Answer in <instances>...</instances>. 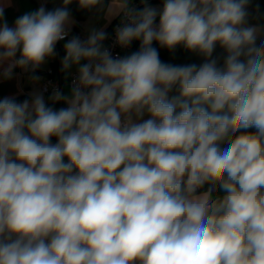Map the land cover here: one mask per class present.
<instances>
[{
	"label": "clouds",
	"instance_id": "1",
	"mask_svg": "<svg viewBox=\"0 0 264 264\" xmlns=\"http://www.w3.org/2000/svg\"><path fill=\"white\" fill-rule=\"evenodd\" d=\"M247 2L165 0L158 30L146 7L117 29L122 46L143 38L130 56L113 58L103 30L64 45V70L89 61L70 97L53 94L68 107L53 110L39 94L0 100V264H264V42L240 27ZM120 6L127 14L128 0ZM72 23L66 7L3 22L4 75L41 65ZM153 40L206 58L219 42L224 68L162 63ZM177 83L180 97L168 100ZM145 108L151 119L122 123ZM217 185L224 195L213 199Z\"/></svg>",
	"mask_w": 264,
	"mask_h": 264
},
{
	"label": "crops",
	"instance_id": "2",
	"mask_svg": "<svg viewBox=\"0 0 264 264\" xmlns=\"http://www.w3.org/2000/svg\"><path fill=\"white\" fill-rule=\"evenodd\" d=\"M165 0L157 3H151L146 5L147 8H152L156 10V16L153 21V27L155 29H159L160 17L163 13ZM0 6L4 9L3 20H0V25L6 21L7 25L10 28L15 27V21L17 18L23 16L26 13H31L37 11L40 7H44L46 11H54L55 9L62 8L61 0H0ZM122 13V9L120 6V0H100V3L96 5L95 9L89 15V17L82 22V26L80 30L86 36H89L93 29L103 30L106 33L111 29L113 23L118 19L120 14ZM71 16V15H70ZM73 23L70 25V29L74 28L76 24V19L71 16ZM256 27L257 28V36L264 35V27L254 25V24H243L241 27ZM137 39V38H136ZM105 41V40H104ZM102 42V46L104 44ZM68 42V40H60L55 45V54L47 57L46 60L36 67L34 70L31 65L28 66L27 69L21 68L19 66L14 67L12 69V74L10 77L4 75L5 70L8 68L10 61H4L0 64V99H4L5 97H16L21 94L27 95V99L30 97V93L32 91V87L34 84L41 85L42 88V80L47 76V71L49 69L53 70L54 77L62 78L61 85V93L65 96H71L72 87L69 84V79L74 73H79V67L84 64V59L80 61V64L73 65L70 69L64 70L62 67V60L66 55V51L64 45ZM136 43V40L134 41ZM137 47L136 44H131V46ZM136 51V49H135ZM140 51L137 48V52ZM129 56L134 52L132 51V47L130 50L126 51ZM20 58V52L17 51L16 57L14 59ZM37 76L40 79L34 80L32 77ZM159 87H163V85H158ZM43 90V88H42ZM44 91V90H43ZM45 93L54 92L53 90H48ZM68 93V94H67ZM119 95V93L117 94ZM168 98V93H167ZM48 107H52L53 110L58 111L61 108H66V104L64 101H45ZM130 115L131 122L133 123H142L145 120L151 119V114L147 111V108L143 110L142 115H138L135 111L130 114H122L121 121L124 119L127 121L128 116ZM159 122V121H157ZM55 143L58 142V138L54 139ZM123 167V166H121ZM187 177H184V180ZM206 192V190H197L196 195L202 194Z\"/></svg>",
	"mask_w": 264,
	"mask_h": 264
},
{
	"label": "trees",
	"instance_id": "3",
	"mask_svg": "<svg viewBox=\"0 0 264 264\" xmlns=\"http://www.w3.org/2000/svg\"><path fill=\"white\" fill-rule=\"evenodd\" d=\"M132 0H128V2H131ZM163 0H145V6L151 3H157L161 2ZM62 8H67L70 12V15L73 16L76 19V24L74 25L73 30H80L82 26V22H84L89 15L92 13V11L95 9L96 5L91 8H82L78 2V0H71L70 3L65 5L64 0H61ZM247 12L245 24H254L258 26L264 27V0H248L245 8ZM241 27V26H240ZM136 40V43L134 41ZM143 42V38H134L132 39V44H136L137 47H132V51L137 52V48L140 50L141 45ZM264 42V35L256 36V46L259 47L261 43ZM151 47L155 48L159 53V59L162 63L170 64L174 66H185V65H191L195 64L197 66L202 65L204 62H206V59H215L217 61V67L223 69L225 64V59L227 56V51L221 46L219 42H216L214 51L212 53V56L210 58H206L204 55H202L199 51H193L186 48L185 44L183 42L177 44L173 49H169L166 46H162L158 41L153 40L151 43ZM136 49V51H135ZM129 56V54H127ZM242 60H245V57H241ZM174 97H180V86L179 83L172 86V88L168 91V100H172ZM16 102L22 103L23 101L27 100V95L21 94L16 97H11ZM187 99L189 104H191L192 98H184ZM2 100V99H0ZM206 108L207 105H204ZM180 111L179 108L176 109V112L178 113ZM210 111V109H209ZM228 112L227 107L222 110L219 114H225ZM25 131H27L25 129ZM257 130L255 127H250L248 129H242V133H255ZM57 137L53 136L50 138V140L56 139ZM234 138V137H233ZM221 149L227 147V141L220 143ZM186 180L184 182L186 183ZM183 186V185H182ZM211 187L209 183H205L202 187L199 188V190H208ZM224 193L219 190L218 185L216 186V189L212 193L213 199H215L217 196H223Z\"/></svg>",
	"mask_w": 264,
	"mask_h": 264
},
{
	"label": "built area",
	"instance_id": "4",
	"mask_svg": "<svg viewBox=\"0 0 264 264\" xmlns=\"http://www.w3.org/2000/svg\"><path fill=\"white\" fill-rule=\"evenodd\" d=\"M146 8L145 0H132L128 2V10L127 14L122 10V13L118 17V19L113 23L111 29L108 31L106 39L103 44V48L109 50L113 58H124L127 57V52L131 48L132 40L127 46H122L118 42L117 39V29L122 28L127 24H131L133 18L139 20V14ZM134 26V25H133ZM73 37H79L81 41H85L88 36L83 34L81 31L69 29L68 35L66 36V40H71ZM89 63L88 60L84 59V64ZM79 76V73H74L70 79L69 84L73 88V81H76ZM62 78L57 76H53V70L49 69L47 71V76L42 80V88L44 91L53 90V91H61ZM85 91H90V89H84ZM126 122V120H122V123ZM50 143L55 145L56 143L53 140H50ZM65 163L68 162L67 157L64 160ZM78 170L74 169L72 174H76ZM199 190V188L197 189ZM196 190V191H197ZM16 237L13 236V239ZM47 242V241H46ZM139 264V262H137Z\"/></svg>",
	"mask_w": 264,
	"mask_h": 264
},
{
	"label": "rangeland",
	"instance_id": "5",
	"mask_svg": "<svg viewBox=\"0 0 264 264\" xmlns=\"http://www.w3.org/2000/svg\"><path fill=\"white\" fill-rule=\"evenodd\" d=\"M32 88H33V89H32V91H31V93H30V97L27 99L29 102H31L32 99L34 98V95H37V94L42 95L43 98H44V101H46V99H47L48 101L53 100L52 97H53L54 92L45 93V92L42 90L40 84H38V85L34 84ZM67 94H68V93H67ZM17 103H19V102H17ZM66 107H68L67 104H66ZM51 108H52V107H51Z\"/></svg>",
	"mask_w": 264,
	"mask_h": 264
}]
</instances>
